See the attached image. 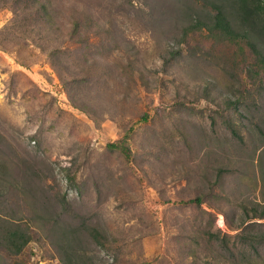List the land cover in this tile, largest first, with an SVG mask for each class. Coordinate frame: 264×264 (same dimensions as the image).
<instances>
[{"label": "rangeland", "instance_id": "rangeland-1", "mask_svg": "<svg viewBox=\"0 0 264 264\" xmlns=\"http://www.w3.org/2000/svg\"><path fill=\"white\" fill-rule=\"evenodd\" d=\"M75 1L80 13H95L96 37L88 49L67 53L60 70L35 45L0 46V140L50 164L49 193L67 194L73 211L98 229L103 244L86 234L66 236L67 216L57 231L34 223L37 233L20 260L261 264L252 249L233 259L218 254L217 244L198 246L189 239L199 225L234 236L236 204L264 206V147L257 128L264 111L258 112L261 104L250 96L251 69L260 66L247 43L217 41L207 32L191 33L180 43L173 16L182 3L203 0ZM117 4L124 6L119 10ZM146 12L161 19L149 22ZM13 20L12 8L1 6L0 29ZM69 48L65 42L63 49ZM172 49L180 54L173 57ZM228 120L243 133L246 147L228 148L236 142ZM226 152L231 172L219 186L217 170ZM223 189L232 204L226 205ZM195 196L205 197L204 203L188 204ZM223 209L231 216L228 224Z\"/></svg>", "mask_w": 264, "mask_h": 264}, {"label": "trees", "instance_id": "trees-1", "mask_svg": "<svg viewBox=\"0 0 264 264\" xmlns=\"http://www.w3.org/2000/svg\"><path fill=\"white\" fill-rule=\"evenodd\" d=\"M76 4L75 0H0V7L10 6L14 12L12 24L0 29V46L16 50L35 45L50 57L53 67L60 70L65 64L67 53H73L79 49L78 46L81 47L80 51L88 49L92 36L96 37L92 35L96 23L95 13L90 11L80 13L76 9ZM182 5L181 11L173 16L178 24V30L181 31L180 43L191 33L196 32H207V36L221 42L247 43L256 57V64L260 66L258 69H251L255 88L250 91V96L252 94L253 101L261 104L258 108L261 114L264 111V78L260 76V72H264V0H203L202 3L194 4L189 1ZM123 6L124 4H117L119 10ZM112 15L109 14V20H112ZM148 16L152 19L149 22L161 19L154 18L152 13ZM107 31L111 32L109 29ZM65 42H69L71 48L63 49ZM72 45L76 46L72 48ZM170 53L173 57L180 54L177 49H172ZM85 54L83 52L80 56ZM129 61L135 62L132 57ZM84 62L89 67L87 55L84 56ZM92 76L90 74V77ZM74 102L76 107L88 110L85 105ZM228 124L236 139L234 144L228 142V148L246 147L247 141L243 133L229 120ZM257 128L263 137L264 147L263 115ZM110 146L123 147L116 143ZM125 152L129 155L128 150ZM225 157V159L229 157L228 152L225 153ZM231 161L232 159H223V166L218 167L216 184L219 186L224 184L226 173L231 172L227 166ZM53 172L49 163L21 155L5 137L0 140V264H27L19 257L37 233L33 224L39 223L42 228L57 231L61 227L60 221L67 216L70 221H65L62 230L66 236L73 233L86 234L90 235L95 243L103 244L98 229L89 227V220L73 211L67 194L49 193L50 190L45 183ZM262 175L264 179V173ZM223 191L224 189L222 193L226 205L232 204L230 192ZM218 196L221 198V194ZM204 201L205 197L195 196L187 202L200 206ZM236 206L235 214L238 213L239 220L234 223V227L236 226L234 236L221 228L212 230L206 225H199L192 230L191 235L189 234V239L198 246L215 247L214 244H217L220 246L218 254L222 252L220 255L233 259H238L237 253L240 250L246 251L249 248L258 254V257L263 258V262L264 255L262 256L261 249H264V206L261 207L259 204L248 206L243 202ZM221 212L222 218L228 224L231 216L226 209ZM78 218L82 220L77 223ZM190 254L196 255V249Z\"/></svg>", "mask_w": 264, "mask_h": 264}]
</instances>
